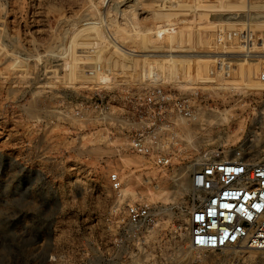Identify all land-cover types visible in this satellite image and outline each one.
Returning <instances> with one entry per match:
<instances>
[{
    "label": "rangeland",
    "instance_id": "374dc122",
    "mask_svg": "<svg viewBox=\"0 0 264 264\" xmlns=\"http://www.w3.org/2000/svg\"><path fill=\"white\" fill-rule=\"evenodd\" d=\"M220 27L262 36L264 0H0V264H64L79 229L109 210L110 172L129 196L152 177L144 192L161 188L148 201L168 225L184 221L200 156L228 158L245 143L264 161V122L253 111L264 90L252 73L202 80L207 53L222 49ZM130 86L210 91V115L180 137L169 171L66 106ZM242 258L264 264V251Z\"/></svg>",
    "mask_w": 264,
    "mask_h": 264
},
{
    "label": "built area",
    "instance_id": "2783aa9c",
    "mask_svg": "<svg viewBox=\"0 0 264 264\" xmlns=\"http://www.w3.org/2000/svg\"><path fill=\"white\" fill-rule=\"evenodd\" d=\"M216 43L222 49L207 53L212 57L203 83L228 82L241 67L264 90V34L220 27ZM209 92L130 86L66 106L81 119L93 114L101 127L118 131L131 151L169 171L180 137L190 135L200 116L210 115ZM253 105L254 116L264 122V96ZM251 151L241 143L227 159L205 153L193 161L192 194L180 211L184 221L168 225L164 210L144 192L149 180L129 196L118 172H110V208L100 220L79 229L64 253V264H250L242 258L246 251H264V161H255ZM48 261L56 262V255Z\"/></svg>",
    "mask_w": 264,
    "mask_h": 264
},
{
    "label": "bare ground",
    "instance_id": "6f19581e",
    "mask_svg": "<svg viewBox=\"0 0 264 264\" xmlns=\"http://www.w3.org/2000/svg\"><path fill=\"white\" fill-rule=\"evenodd\" d=\"M258 135H260V134H258ZM257 139V138H256ZM255 139V137H254V139H250V141H255L256 140ZM257 141V140H256ZM257 143V142H256ZM256 145V144H255ZM250 146H252V145H250ZM253 146H254V144H253ZM228 153H229V151H227ZM227 152H226V154H227ZM252 152H254V151H252ZM224 159H227V158H224ZM146 179L147 180H149V181H151V179H152V177H146ZM190 186H191V183H190ZM131 190V189H130ZM124 192H125V189L123 190ZM162 190H161V188L157 185V188H156V190H152L151 188H148V191L146 192V194H147V197H149L148 198V200L149 201H152V202H154V200H156V199H159V195H160V192H161ZM123 192V193H124Z\"/></svg>",
    "mask_w": 264,
    "mask_h": 264
}]
</instances>
